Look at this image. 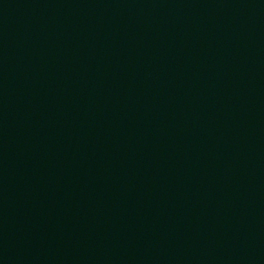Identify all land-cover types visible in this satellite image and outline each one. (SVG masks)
Masks as SVG:
<instances>
[{"label":"water","instance_id":"water-1","mask_svg":"<svg viewBox=\"0 0 264 264\" xmlns=\"http://www.w3.org/2000/svg\"><path fill=\"white\" fill-rule=\"evenodd\" d=\"M0 264H264V0H0Z\"/></svg>","mask_w":264,"mask_h":264}]
</instances>
